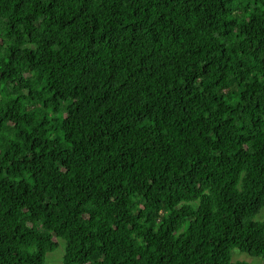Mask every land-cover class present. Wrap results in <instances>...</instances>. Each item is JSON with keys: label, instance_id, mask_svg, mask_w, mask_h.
<instances>
[{"label": "trees", "instance_id": "trees-1", "mask_svg": "<svg viewBox=\"0 0 264 264\" xmlns=\"http://www.w3.org/2000/svg\"><path fill=\"white\" fill-rule=\"evenodd\" d=\"M264 0H0V264L264 255Z\"/></svg>", "mask_w": 264, "mask_h": 264}, {"label": "rangeland", "instance_id": "rangeland-1", "mask_svg": "<svg viewBox=\"0 0 264 264\" xmlns=\"http://www.w3.org/2000/svg\"><path fill=\"white\" fill-rule=\"evenodd\" d=\"M256 221H263L264 222V210L257 216ZM59 242L58 249L48 255L47 264H62L64 252H65V245L63 241L56 239ZM233 261H242L246 262L247 264H264V255L260 257H251L246 253H242L241 251L235 249L232 254Z\"/></svg>", "mask_w": 264, "mask_h": 264}]
</instances>
